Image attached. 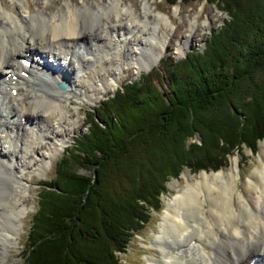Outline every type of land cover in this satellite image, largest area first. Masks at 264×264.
Segmentation results:
<instances>
[{
  "label": "trees",
  "instance_id": "trees-1",
  "mask_svg": "<svg viewBox=\"0 0 264 264\" xmlns=\"http://www.w3.org/2000/svg\"><path fill=\"white\" fill-rule=\"evenodd\" d=\"M216 1L229 18L204 47L168 53L160 86L151 71L124 81L88 118L40 189L27 264H118L116 251L158 207L169 178L185 166L217 169L264 137V0Z\"/></svg>",
  "mask_w": 264,
  "mask_h": 264
},
{
  "label": "bare ground",
  "instance_id": "bare-ground-1",
  "mask_svg": "<svg viewBox=\"0 0 264 264\" xmlns=\"http://www.w3.org/2000/svg\"><path fill=\"white\" fill-rule=\"evenodd\" d=\"M88 4L69 2L57 13L0 5V264L26 213L27 173L52 164L64 148L78 123L73 110L115 85L123 64L139 63V72L153 66L162 57L155 44L166 49L173 32L169 14L152 20L147 2L140 11L122 0ZM191 22L193 30L200 21ZM22 53L31 57L28 67ZM234 162L228 174L202 172L168 204L154 242L162 255L150 264H264V149L241 187Z\"/></svg>",
  "mask_w": 264,
  "mask_h": 264
},
{
  "label": "rangeland",
  "instance_id": "rangeland-1",
  "mask_svg": "<svg viewBox=\"0 0 264 264\" xmlns=\"http://www.w3.org/2000/svg\"><path fill=\"white\" fill-rule=\"evenodd\" d=\"M127 4H133L136 10L140 11L143 5L147 2L151 11L149 16L152 20L155 18V14L162 11L169 14L174 27L169 42H167V48L162 49L155 44L152 50L159 52L161 50L162 57L155 63L147 67H142L139 72L136 65L139 63L123 64L120 72V79L115 85H111L107 90L100 92L93 101L82 100L78 107L73 110V113L78 118V123L74 127L68 128V138L65 146L62 150H58L55 153L52 164L47 165L44 169L39 171L28 172L29 191L23 195V203L26 204V213L20 217L22 223L17 228L18 234L15 236V242L10 245L8 250V258L5 260V264H27L25 258V248L30 242V236L33 230V222L36 210L39 206V192L43 185L54 182L58 165L63 162L64 155H71L74 146L76 145V137L88 130L89 120L95 113V109L101 107V101L106 100L109 96L117 93L121 84L124 81L133 80L139 75H145L147 72H153V79L158 86L161 84L158 82L157 73L161 75V60L163 57L172 54L175 59L181 58L187 50L194 48L204 47V38L210 34L213 30H217V27L221 26L224 19L229 18V14L223 6L221 1L216 0H177L175 3L166 0H122ZM73 3L74 6H85L86 3L92 6H101L105 0H49L47 3L45 0H0V5L5 9L15 11L17 6L22 3L28 6L31 10H37L39 7L46 8L51 13H57L65 9L67 3ZM47 4V5H46ZM20 10V9H19ZM1 13V8H0ZM198 17L199 24L192 30L190 25L191 19ZM205 22V20H207ZM162 32L164 27L160 29ZM187 41L188 44L184 50L180 53V43ZM151 50L148 51L149 54ZM20 56L26 57L25 53ZM156 71V72H155ZM167 82L165 78L163 84ZM191 141L195 138H190ZM198 141V140H197ZM43 143V142H42ZM264 149V137L257 140L255 146H248L246 144L240 145L238 148L233 149L227 154L226 161H223L221 167L217 169L213 168H201L197 171L192 170L189 166H185L181 173L176 177H171L166 181L165 190L160 193V203L157 208L149 209V216L146 218L145 223L141 228H137L128 242L125 251H116L119 258L118 264H150L153 259L161 258L162 250L154 243L162 226L163 216L166 213V209L170 202L174 201V198L178 196L186 188L188 181L195 182L200 179L202 172L217 173L224 171L226 174L232 170L234 165V159L237 157L239 164V184L240 187L243 181L249 179L252 172L257 168L258 160L260 159L261 151ZM218 170V171H217ZM80 171L85 169L80 168ZM53 179V180H52ZM47 181V182H45ZM54 184V183H53ZM30 234V236H29Z\"/></svg>",
  "mask_w": 264,
  "mask_h": 264
},
{
  "label": "water",
  "instance_id": "water-1",
  "mask_svg": "<svg viewBox=\"0 0 264 264\" xmlns=\"http://www.w3.org/2000/svg\"><path fill=\"white\" fill-rule=\"evenodd\" d=\"M58 85L60 88H65V86H66L64 82H59Z\"/></svg>",
  "mask_w": 264,
  "mask_h": 264
}]
</instances>
